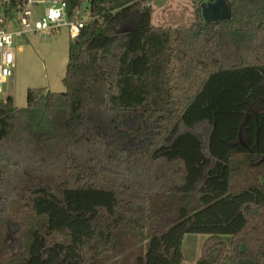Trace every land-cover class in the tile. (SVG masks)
<instances>
[{"label": "trees", "instance_id": "1", "mask_svg": "<svg viewBox=\"0 0 264 264\" xmlns=\"http://www.w3.org/2000/svg\"><path fill=\"white\" fill-rule=\"evenodd\" d=\"M228 2L172 28L90 0L65 90L0 98V264H188L187 234L195 264H264V0Z\"/></svg>", "mask_w": 264, "mask_h": 264}, {"label": "rangeland", "instance_id": "2", "mask_svg": "<svg viewBox=\"0 0 264 264\" xmlns=\"http://www.w3.org/2000/svg\"><path fill=\"white\" fill-rule=\"evenodd\" d=\"M154 12L153 23L156 26H172L176 28L180 25L190 26L196 18L193 1L195 0H149ZM162 17V19H160ZM162 20V21H161ZM72 38L68 27H63L59 32L51 36L44 34H27L18 38L16 44L17 68L12 77H10L9 88L4 86V91L0 98H6L12 89L16 88V80L19 77L20 83L29 85L24 93L23 106L17 97L16 106L24 108L27 105V90L29 88L49 87V81L53 84H63L62 79L65 76L68 65V50ZM19 87V84H17ZM64 85V84H63ZM65 89V88H64ZM56 91V90H53ZM198 132L205 134L203 127H199ZM243 159V158H242ZM240 159V161H242ZM239 165V161H238ZM244 170L236 172V178L233 182L234 190L244 187L248 181ZM252 180L256 177L254 170L251 171ZM250 179V180H251ZM206 235L187 234L183 241V251L188 264H195L201 255V248L205 242ZM111 264V261L109 262Z\"/></svg>", "mask_w": 264, "mask_h": 264}, {"label": "built area", "instance_id": "3", "mask_svg": "<svg viewBox=\"0 0 264 264\" xmlns=\"http://www.w3.org/2000/svg\"><path fill=\"white\" fill-rule=\"evenodd\" d=\"M89 1L82 0L71 17L67 0H0V94L16 67L18 38L27 34L51 36L68 27L71 38L76 39L81 29L97 18L91 14Z\"/></svg>", "mask_w": 264, "mask_h": 264}, {"label": "water", "instance_id": "4", "mask_svg": "<svg viewBox=\"0 0 264 264\" xmlns=\"http://www.w3.org/2000/svg\"><path fill=\"white\" fill-rule=\"evenodd\" d=\"M202 17L206 22L228 20L232 17V4L228 0H209L201 3Z\"/></svg>", "mask_w": 264, "mask_h": 264}, {"label": "crops", "instance_id": "5", "mask_svg": "<svg viewBox=\"0 0 264 264\" xmlns=\"http://www.w3.org/2000/svg\"><path fill=\"white\" fill-rule=\"evenodd\" d=\"M193 6H194V1H193ZM194 9H195V7H194ZM160 19H162V17L160 18ZM153 20H154V12H153V10H152V25L153 26H155V27H160V26H162V24H159V26H156L154 23H153ZM162 21V20H161ZM194 22V21H193ZM192 22V23H193ZM180 26H182V25H180ZM162 27H164V26H162ZM167 27H172V26H167ZM73 40V39H72ZM68 54H69V50H68ZM17 68V62H16V67H15V69ZM15 69L13 70V74H14V71H15ZM13 74H12V76H13ZM11 76V77H12ZM9 79L10 78H8V80H7V82L5 83L6 85H7V88H9V83H10V81H9ZM62 81H63V79H62ZM17 84H19V87H18V85ZM29 85V83H27V84H23V83H20V81H19V77H18V79L16 80V88L15 89H12V91H11V93L10 94H8L6 97H8V96H12L13 98H14V101H15V104L16 105H18L17 104V97L20 99V102H21V104H19L18 106H23L24 104H23V100H24V93L26 92V88H27V86ZM49 87H52V89L53 90H56V92H63L65 89V86L62 84H59V83H56V84H53V82H51V81H49ZM48 88V87H47ZM49 89V88H48ZM51 90V89H50ZM52 90V91H53Z\"/></svg>", "mask_w": 264, "mask_h": 264}]
</instances>
